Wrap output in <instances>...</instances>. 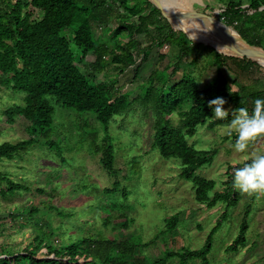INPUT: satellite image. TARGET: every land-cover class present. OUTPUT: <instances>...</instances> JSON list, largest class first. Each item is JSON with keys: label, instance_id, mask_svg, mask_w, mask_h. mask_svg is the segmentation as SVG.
<instances>
[{"label": "trees", "instance_id": "16d2710c", "mask_svg": "<svg viewBox=\"0 0 264 264\" xmlns=\"http://www.w3.org/2000/svg\"><path fill=\"white\" fill-rule=\"evenodd\" d=\"M118 6L129 15L120 14ZM135 8L130 6L129 0H0V85L25 94L24 105H15L5 111L6 122L13 125L17 118L22 117L30 123L28 139L0 144V161H11L28 152L39 138L49 139L55 113L53 104L80 113H92L106 131L116 117L127 114L134 105L144 113L151 111L155 117L153 147L160 156L181 160L180 177L193 184L197 202L208 209L218 203L226 205V211L200 249L183 247L181 252L167 250L163 257L151 264H166L173 257L179 258L178 264H189L194 259L209 264L208 254L215 234L226 220L227 211L241 198L238 189L233 187L234 170L243 167L251 158L229 165L223 190L210 196L216 187L215 181L204 179L197 172L211 163L217 150H198L189 143V139L200 126L215 129L234 118L231 111L227 119L213 117V109L208 102L216 97L227 102L224 107L231 105L232 110L246 107L251 114L254 101L264 98V66L247 53L233 56L213 50L216 77L208 86L201 88L196 79L185 71L177 79L183 61L192 53L199 55L201 47L206 44L193 42L183 32L173 29L148 0L147 14L138 13L137 24L132 23L131 17L136 15L132 11L139 9ZM204 17L201 15L199 18L207 19ZM114 20L118 21V26L112 29L109 25ZM219 20L233 27L264 54V0H249L247 4L229 0L222 8ZM94 25L104 30L111 40H118L123 34H128V40L122 45L108 46L106 41L96 37ZM151 26L156 27L159 37L154 38L149 46L142 47L134 37L147 33ZM66 31L71 34L67 35ZM166 44L178 50L172 69L153 70L144 95L131 99V92H124L127 84L118 87L119 77L136 64V55L145 60L153 47ZM74 47L80 51L82 62L76 59ZM89 53L96 56L92 63L85 62ZM78 63L87 68V73L80 69ZM196 63L197 59L193 58L190 66L194 67ZM109 66L115 75L99 79L98 76L104 74ZM139 69L136 68L134 78H137ZM173 115L178 116L177 124L171 118ZM237 136V131H231L225 139H231L235 144ZM103 141L102 146L94 142L93 152L101 154L103 167L115 175V155L108 132ZM46 142L59 151L56 143ZM29 189L0 172V193L4 197L19 191L28 192ZM113 190L117 189L105 191L110 193ZM37 212V209H32L27 214L33 216ZM249 214L248 207L237 237L227 252H237L239 247L245 246ZM166 220L168 228L147 243H136L131 238L113 240L90 236L74 239L68 244L59 241L57 246L50 239L54 230L46 232L42 229L19 252L0 253V264H148L135 258L137 251L157 241L160 234L174 231L179 214ZM128 224L126 221L123 226Z\"/></svg>", "mask_w": 264, "mask_h": 264}, {"label": "rangeland", "instance_id": "374dc122", "mask_svg": "<svg viewBox=\"0 0 264 264\" xmlns=\"http://www.w3.org/2000/svg\"><path fill=\"white\" fill-rule=\"evenodd\" d=\"M228 1L207 0L205 3L210 5L207 13L219 20L220 12ZM193 6L187 19L192 18V12L196 9ZM118 12L127 14L123 9ZM115 26L113 21L109 25L112 29ZM203 28L186 34L191 41L206 46L201 47L199 55L192 53L188 56L176 75L179 79L184 71L189 73L201 88L208 86L216 77L213 50L233 56L245 53L244 47L231 37H215L214 31L205 34L201 31L207 28ZM93 30L96 37L102 38L111 47L128 40V34L111 40L97 25L93 26ZM66 34L71 33L66 31ZM195 35L197 38L193 39ZM139 38L144 45L150 43L145 37ZM73 51L76 59L80 60V51L75 47ZM177 51L166 44L153 47L145 60L136 55V64L119 77L118 87L127 84L124 92H131V99L144 95L150 74L153 70L161 72L167 67L170 71ZM95 58L93 53H89L85 62L92 63ZM193 58L197 59L194 67L190 66ZM78 66L87 73L82 63H78ZM137 67L140 69L137 78H134ZM113 75L114 70L109 66L98 77L105 79ZM228 78L231 79L229 75ZM24 96L22 92H14L0 85V144L15 143L30 137V123L24 118H17L13 125L6 122L5 111L15 105H24ZM53 106L55 113L49 139L39 138L28 152L11 161H0L1 173L30 188L28 192L19 191L7 197L0 193V253L19 252L42 229L46 232L54 230L50 239L57 246L60 242L68 244L74 239L90 236L113 240L131 238L136 243H147L168 228L166 219L175 214H179L176 229L160 234L157 241L137 251L135 258L151 264L163 257L167 250L181 252L183 247L197 250L205 244L207 235L226 211V205L218 203L208 209L197 202L193 184L180 177L181 160L160 156L153 147L155 117L151 111L144 113L143 109L134 105L127 114L116 117L106 131L92 113ZM225 109L232 110L233 107L225 106ZM171 118L174 124L178 123L177 115ZM231 121L215 129L200 126L189 139V143L198 150H217L211 163L197 172L198 176L215 181L216 187L210 196L215 191L223 190L229 165L244 162L252 157V153H264V137L256 141L250 151L236 152L233 141L225 139L229 132L236 131ZM107 132L112 139L115 155V175L103 167L101 154L93 152L94 142L102 146ZM46 140L56 143L59 151L51 148ZM114 188L117 190L110 193L105 191ZM238 191L241 195L238 204L227 211L226 220L215 234L212 250L208 254L209 264H264V195L250 196ZM248 207L246 244L239 247L237 252H227L237 237ZM32 209L38 212L30 216L27 212ZM126 221L129 222L127 227L123 226ZM178 263V257L166 262ZM188 263L202 264V260L194 259Z\"/></svg>", "mask_w": 264, "mask_h": 264}, {"label": "clouds", "instance_id": "9594fccd", "mask_svg": "<svg viewBox=\"0 0 264 264\" xmlns=\"http://www.w3.org/2000/svg\"><path fill=\"white\" fill-rule=\"evenodd\" d=\"M212 30L213 27L201 32L207 34ZM196 38L197 35L193 37ZM226 103L222 97H216L208 102V106L213 109V117L218 120L227 119L231 111L234 116L231 126L238 133L233 147L238 153L248 152L256 141L264 137V98L254 101L251 114L246 107L225 109ZM233 187L250 196L264 195V153H252L250 162L234 170Z\"/></svg>", "mask_w": 264, "mask_h": 264}, {"label": "crops", "instance_id": "0c3cea01", "mask_svg": "<svg viewBox=\"0 0 264 264\" xmlns=\"http://www.w3.org/2000/svg\"><path fill=\"white\" fill-rule=\"evenodd\" d=\"M111 1L113 2V0H111ZM160 1L163 3V5L167 9V11L171 14V16L176 20V22H178L179 24H181L183 26L184 25L189 26V27L194 26L195 23H197L198 21L201 20L199 18L201 15H205L206 17H210L212 19H215V18H213L214 16H211L210 14L207 13V11H208L207 8H208V6H210L208 3H205L207 0H160ZM193 1H195V3ZM203 2H204V4H203ZM129 4L131 7L135 6V7L139 8V9L135 8L137 10L133 9L132 12H135L136 15L131 17V22L137 24V20H138L137 14L138 13L147 14V12L149 10V8H146V0H129ZM193 5L196 6V9H195V11L193 10V12H192V18L187 19L188 12L192 11L190 8L192 7V9H194ZM118 10H121V9L119 8ZM212 10H214V9L212 8ZM121 13H123V12H121ZM126 15H129V14L127 13ZM113 22L116 24V26L114 27V28H116L118 26V21L114 20ZM139 37L147 38V40H149L150 43L145 44V45L142 44L139 41V40H141V38H139ZM158 37L159 36L157 34L156 27L151 26V27H149V30L147 33H144L141 35H136L134 38L139 42V45H141L142 47H146L147 45L149 46L153 42L154 38H158ZM215 37H217V35H215Z\"/></svg>", "mask_w": 264, "mask_h": 264}, {"label": "water", "instance_id": "95a60500", "mask_svg": "<svg viewBox=\"0 0 264 264\" xmlns=\"http://www.w3.org/2000/svg\"><path fill=\"white\" fill-rule=\"evenodd\" d=\"M155 8H157L163 18L170 24V26L178 32H183L184 34L189 35L191 32H196L200 27H213L214 34L217 36L231 37L245 49V53L250 55L254 60L259 64L264 66V54L258 52L253 46H251L233 27L228 26L227 24L221 22L217 19L207 18L201 19L192 27H185L176 22V20L171 16V14L166 10L165 6L160 0H148ZM243 54H241L242 56Z\"/></svg>", "mask_w": 264, "mask_h": 264}, {"label": "bare ground", "instance_id": "6f19581e", "mask_svg": "<svg viewBox=\"0 0 264 264\" xmlns=\"http://www.w3.org/2000/svg\"><path fill=\"white\" fill-rule=\"evenodd\" d=\"M204 28H210V27H204ZM204 28H203V29H204ZM201 29H202V27H200L198 30H201ZM198 30H197V31H198ZM191 33H194V32H191Z\"/></svg>", "mask_w": 264, "mask_h": 264}, {"label": "built area", "instance_id": "2783aa9c", "mask_svg": "<svg viewBox=\"0 0 264 264\" xmlns=\"http://www.w3.org/2000/svg\"><path fill=\"white\" fill-rule=\"evenodd\" d=\"M222 22V21H221Z\"/></svg>", "mask_w": 264, "mask_h": 264}]
</instances>
